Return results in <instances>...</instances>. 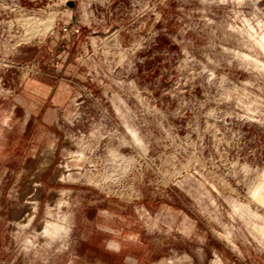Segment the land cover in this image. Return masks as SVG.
Masks as SVG:
<instances>
[{
	"label": "rangeland",
	"instance_id": "374dc122",
	"mask_svg": "<svg viewBox=\"0 0 264 264\" xmlns=\"http://www.w3.org/2000/svg\"><path fill=\"white\" fill-rule=\"evenodd\" d=\"M261 37L264 0H0V264H264Z\"/></svg>",
	"mask_w": 264,
	"mask_h": 264
},
{
	"label": "bare ground",
	"instance_id": "6f19581e",
	"mask_svg": "<svg viewBox=\"0 0 264 264\" xmlns=\"http://www.w3.org/2000/svg\"><path fill=\"white\" fill-rule=\"evenodd\" d=\"M260 45L264 46V37H261L260 40ZM258 190V189H257ZM257 192V191H256ZM255 193V192H254ZM56 197V196H55ZM54 198V197H53Z\"/></svg>",
	"mask_w": 264,
	"mask_h": 264
},
{
	"label": "water",
	"instance_id": "95a60500",
	"mask_svg": "<svg viewBox=\"0 0 264 264\" xmlns=\"http://www.w3.org/2000/svg\"><path fill=\"white\" fill-rule=\"evenodd\" d=\"M68 5H69V6H72V5H73V3H72V2H68Z\"/></svg>",
	"mask_w": 264,
	"mask_h": 264
}]
</instances>
